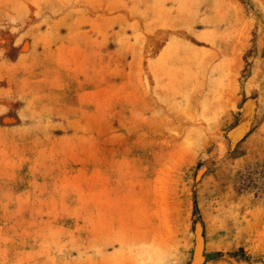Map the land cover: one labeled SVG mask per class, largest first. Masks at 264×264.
Returning <instances> with one entry per match:
<instances>
[{
  "label": "rangeland",
  "instance_id": "1",
  "mask_svg": "<svg viewBox=\"0 0 264 264\" xmlns=\"http://www.w3.org/2000/svg\"><path fill=\"white\" fill-rule=\"evenodd\" d=\"M199 229L264 264V6L0 0V264H191Z\"/></svg>",
  "mask_w": 264,
  "mask_h": 264
},
{
  "label": "bare ground",
  "instance_id": "2",
  "mask_svg": "<svg viewBox=\"0 0 264 264\" xmlns=\"http://www.w3.org/2000/svg\"><path fill=\"white\" fill-rule=\"evenodd\" d=\"M254 2L258 3L259 5H261V7L264 6V0H254ZM250 113L251 112H249V114H248V118H249ZM248 118L246 117V119H248ZM237 127L238 126H236V128ZM243 134H244L243 126H241V128L238 129L236 132H234V136H235V138H237V140L241 139ZM197 234H198V236H197V244H196V247L194 249V259H193L191 264H200L203 261L202 251H203V246H204V237L202 235L201 229H199L197 231Z\"/></svg>",
  "mask_w": 264,
  "mask_h": 264
},
{
  "label": "water",
  "instance_id": "3",
  "mask_svg": "<svg viewBox=\"0 0 264 264\" xmlns=\"http://www.w3.org/2000/svg\"><path fill=\"white\" fill-rule=\"evenodd\" d=\"M244 121H241L239 124H237V128L235 129V132L243 126Z\"/></svg>",
  "mask_w": 264,
  "mask_h": 264
}]
</instances>
